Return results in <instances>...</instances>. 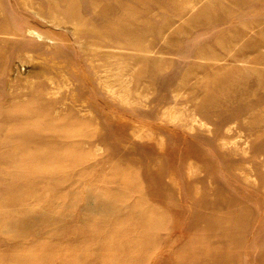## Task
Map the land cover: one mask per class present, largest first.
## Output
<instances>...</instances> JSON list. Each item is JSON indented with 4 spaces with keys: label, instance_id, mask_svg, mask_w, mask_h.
Returning a JSON list of instances; mask_svg holds the SVG:
<instances>
[{
    "label": "rangeland",
    "instance_id": "rangeland-1",
    "mask_svg": "<svg viewBox=\"0 0 264 264\" xmlns=\"http://www.w3.org/2000/svg\"><path fill=\"white\" fill-rule=\"evenodd\" d=\"M0 264H264V0H0Z\"/></svg>",
    "mask_w": 264,
    "mask_h": 264
}]
</instances>
